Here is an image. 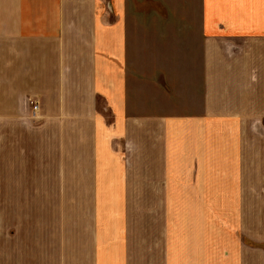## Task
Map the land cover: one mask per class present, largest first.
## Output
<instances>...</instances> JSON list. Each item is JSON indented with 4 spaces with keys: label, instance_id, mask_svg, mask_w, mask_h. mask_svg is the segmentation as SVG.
Here are the masks:
<instances>
[{
    "label": "crops",
    "instance_id": "1",
    "mask_svg": "<svg viewBox=\"0 0 264 264\" xmlns=\"http://www.w3.org/2000/svg\"><path fill=\"white\" fill-rule=\"evenodd\" d=\"M0 264H264V0H0Z\"/></svg>",
    "mask_w": 264,
    "mask_h": 264
},
{
    "label": "rangeland",
    "instance_id": "2",
    "mask_svg": "<svg viewBox=\"0 0 264 264\" xmlns=\"http://www.w3.org/2000/svg\"><path fill=\"white\" fill-rule=\"evenodd\" d=\"M130 14L131 15H129V16L127 14V18H128L127 19L128 20L127 22H130L131 21V23H133L134 22V19H135V16L132 13H130ZM142 15L146 18L144 20H148V19L150 20L151 19V21L153 23H155V22L162 23L161 22V20H162L161 17H164V16L166 18H168V21L170 20V16L168 17V15H163V14H155L154 13V14H142ZM136 16H139V15H136ZM164 19L165 18H163V20ZM155 32H156V30H155ZM163 32H165V31H163ZM177 32H179V30L174 29V28L169 31V33H171V36L172 37L175 36V34H177ZM154 47H152V48H154V50H155L154 53L157 54V56L158 55L161 56V53L164 54V52L166 53L168 51V47H166V46H162V45L160 46V45L157 44V45H154ZM132 48H134V52H131V54L133 55V59H134V63H132V64L133 65H136V63H138L139 61H142L143 62V66H144L143 68L145 69V72L152 70V67L148 64V62H146V60H147L146 56L147 55H145L144 53L143 54H140V51H139L140 47L135 46V45H132ZM141 48H143V46ZM149 62H150V60H149ZM143 68H141V69H143ZM154 68H159V67L154 66ZM137 70H138V68H137ZM146 73L148 74L150 72H146ZM31 104H33V103H31ZM38 110H39V106H38Z\"/></svg>",
    "mask_w": 264,
    "mask_h": 264
},
{
    "label": "built area",
    "instance_id": "3",
    "mask_svg": "<svg viewBox=\"0 0 264 264\" xmlns=\"http://www.w3.org/2000/svg\"><path fill=\"white\" fill-rule=\"evenodd\" d=\"M38 112V105L37 104H32V114L35 115Z\"/></svg>",
    "mask_w": 264,
    "mask_h": 264
}]
</instances>
